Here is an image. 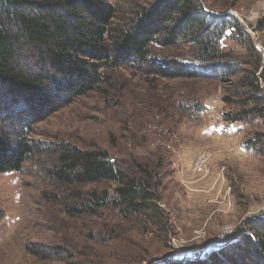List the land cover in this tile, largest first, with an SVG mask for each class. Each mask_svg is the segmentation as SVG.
Instances as JSON below:
<instances>
[{
	"label": "rangeland",
	"instance_id": "1",
	"mask_svg": "<svg viewBox=\"0 0 264 264\" xmlns=\"http://www.w3.org/2000/svg\"><path fill=\"white\" fill-rule=\"evenodd\" d=\"M109 1L129 12L157 2ZM201 1L209 11L232 12L241 23L243 33L227 30L221 39L228 53L225 62L237 65L236 71L167 79L118 69L102 90L59 108L35 127L36 140L45 145L106 150L129 173L140 167L160 172V206L170 218V229L151 231L146 222L125 221L111 209L93 216L67 215L53 196L57 186L49 171L55 159L47 150L30 158L22 171L0 172V264L182 261L241 238L252 232L250 223L264 220V155L244 145L250 137L264 135V120L224 121L246 105L243 83L249 70L260 67L256 75L264 88V28L259 27L264 0ZM204 153L212 156L209 171L197 180L191 166ZM114 184L73 185L66 193L85 201ZM230 227L232 234L222 239Z\"/></svg>",
	"mask_w": 264,
	"mask_h": 264
},
{
	"label": "trees",
	"instance_id": "2",
	"mask_svg": "<svg viewBox=\"0 0 264 264\" xmlns=\"http://www.w3.org/2000/svg\"><path fill=\"white\" fill-rule=\"evenodd\" d=\"M241 27L232 12L209 11L201 0H157L131 12L109 0H0V172L22 171L30 158L48 150L55 159L49 168L57 186L53 196L67 215L111 209L125 221L146 222L151 231L170 229L160 206V172L140 167L129 173L106 150L45 145L36 140L35 127L59 108L102 90L118 69L167 79L232 74L237 65L225 62L221 39L227 30L243 33ZM259 69L245 77V107L225 115V122L264 120ZM244 145L264 155V135ZM103 180L115 181L114 188L92 192L85 201L66 193L73 185ZM248 227L252 232L202 257L161 264H264V220Z\"/></svg>",
	"mask_w": 264,
	"mask_h": 264
},
{
	"label": "built area",
	"instance_id": "3",
	"mask_svg": "<svg viewBox=\"0 0 264 264\" xmlns=\"http://www.w3.org/2000/svg\"><path fill=\"white\" fill-rule=\"evenodd\" d=\"M252 16H254L255 14H251ZM212 159V156L211 154H208V153H204V154H201L199 155L196 160L192 163V166H191V173L194 174V175H198L197 177V180H202V176L206 175L209 171V164H210V161ZM185 186L188 188V190H190V192L193 190V191H196L195 188H193V184L192 183H189V182H185V181H182ZM232 229L231 227L227 229V232L225 235V237H222V239H225L227 237H229L231 234H232Z\"/></svg>",
	"mask_w": 264,
	"mask_h": 264
}]
</instances>
